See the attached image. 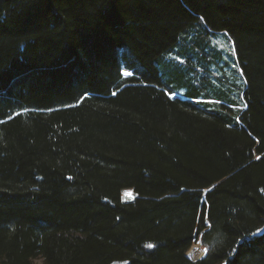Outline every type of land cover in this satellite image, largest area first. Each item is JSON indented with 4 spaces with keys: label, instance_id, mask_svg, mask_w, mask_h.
I'll list each match as a JSON object with an SVG mask.
<instances>
[{
    "label": "trees",
    "instance_id": "16d2710c",
    "mask_svg": "<svg viewBox=\"0 0 264 264\" xmlns=\"http://www.w3.org/2000/svg\"><path fill=\"white\" fill-rule=\"evenodd\" d=\"M36 259L264 264V0H0V264Z\"/></svg>",
    "mask_w": 264,
    "mask_h": 264
},
{
    "label": "rangeland",
    "instance_id": "374dc122",
    "mask_svg": "<svg viewBox=\"0 0 264 264\" xmlns=\"http://www.w3.org/2000/svg\"><path fill=\"white\" fill-rule=\"evenodd\" d=\"M209 47L210 50L214 55H216L217 58V64L219 66H222L226 74L229 76L230 80L235 78V74L237 69H239L237 63L235 62V56H234V50L233 45L229 37L224 33H217L215 35L209 36ZM179 59V58H178ZM162 80L164 84L174 92L175 95H178L180 97H187L191 98L194 101H204L205 97H215L214 92L211 90H206L204 88H201V84L199 85V93L196 95H189V89L185 85L178 84L177 80L170 77L168 74H164L162 71L161 74ZM238 83H240L238 81ZM205 91V92H203ZM203 92V94L201 93ZM131 189H124L121 197L123 200H130L133 197ZM194 245V244H193ZM192 246V245H191ZM194 250L192 247L190 248V253ZM196 258L200 256V254H195ZM36 264H43L40 259L34 260Z\"/></svg>",
    "mask_w": 264,
    "mask_h": 264
},
{
    "label": "snow or ice",
    "instance_id": "6c2138e0",
    "mask_svg": "<svg viewBox=\"0 0 264 264\" xmlns=\"http://www.w3.org/2000/svg\"><path fill=\"white\" fill-rule=\"evenodd\" d=\"M124 75L129 76V75H131V73L130 72H124ZM147 247H153V245L149 244V245H147ZM204 251H205V254H206L208 250L205 249Z\"/></svg>",
    "mask_w": 264,
    "mask_h": 264
},
{
    "label": "bare ground",
    "instance_id": "6f19581e",
    "mask_svg": "<svg viewBox=\"0 0 264 264\" xmlns=\"http://www.w3.org/2000/svg\"><path fill=\"white\" fill-rule=\"evenodd\" d=\"M196 257V256H195Z\"/></svg>",
    "mask_w": 264,
    "mask_h": 264
}]
</instances>
